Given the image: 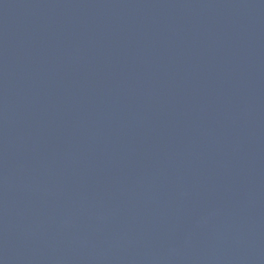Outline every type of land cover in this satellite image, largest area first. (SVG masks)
I'll return each instance as SVG.
<instances>
[{"label":"water","instance_id":"obj_1","mask_svg":"<svg viewBox=\"0 0 264 264\" xmlns=\"http://www.w3.org/2000/svg\"><path fill=\"white\" fill-rule=\"evenodd\" d=\"M0 264H264V0H0Z\"/></svg>","mask_w":264,"mask_h":264}]
</instances>
